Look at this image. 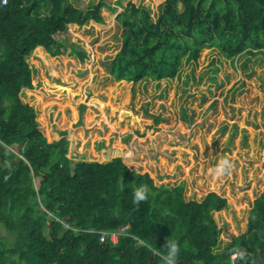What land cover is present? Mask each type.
Segmentation results:
<instances>
[{"label": "trees", "instance_id": "obj_1", "mask_svg": "<svg viewBox=\"0 0 264 264\" xmlns=\"http://www.w3.org/2000/svg\"><path fill=\"white\" fill-rule=\"evenodd\" d=\"M103 9L121 28V45L104 64L116 80L172 78L207 47L230 59L264 55V0H162L154 13L122 0L86 9L70 0L0 1V226L12 237L0 234V264H163L167 237L181 246L178 264H264V188L246 231L216 251L211 212L226 206L225 197L210 191L186 200L182 185H156L120 157L73 160L64 132L48 141L34 108L20 99L32 87V51L64 53L55 34L67 25L104 24ZM70 51L82 56L74 45ZM143 183L151 194L136 206L133 189ZM126 224L116 242L100 241V231Z\"/></svg>", "mask_w": 264, "mask_h": 264}, {"label": "rangeland", "instance_id": "obj_2", "mask_svg": "<svg viewBox=\"0 0 264 264\" xmlns=\"http://www.w3.org/2000/svg\"><path fill=\"white\" fill-rule=\"evenodd\" d=\"M70 1L86 9L99 0ZM128 1L152 13L162 2L122 0ZM102 14L104 24L67 25L55 34L64 53L32 51V87L23 88L20 99L34 108L48 141L64 132L73 160L120 157L156 185H182L186 200L210 191L225 197L226 206L211 212L221 251L246 231L252 202L264 188V55L230 59L207 47L195 62L183 60L172 78L116 80L104 64L121 45V28L115 13ZM225 158L231 171L214 175ZM0 234L12 238L1 226Z\"/></svg>", "mask_w": 264, "mask_h": 264}, {"label": "clouds", "instance_id": "obj_3", "mask_svg": "<svg viewBox=\"0 0 264 264\" xmlns=\"http://www.w3.org/2000/svg\"><path fill=\"white\" fill-rule=\"evenodd\" d=\"M232 162L225 158L220 160L214 170V175L224 176L227 175L232 169ZM151 194V188L147 183L140 184L133 189L132 203L139 206L141 202L147 201ZM154 253H158V249L151 248V245H147ZM165 250V254L161 256L163 264H178L181 256V246L177 239L166 238L164 245L161 247ZM243 256V253H240Z\"/></svg>", "mask_w": 264, "mask_h": 264}, {"label": "built area", "instance_id": "obj_4", "mask_svg": "<svg viewBox=\"0 0 264 264\" xmlns=\"http://www.w3.org/2000/svg\"><path fill=\"white\" fill-rule=\"evenodd\" d=\"M2 4L6 3V0H0ZM128 228V224L122 226L119 230L117 231H100V241H104L106 237H108L111 241L116 242L117 238L120 234H126V229ZM236 253L231 254V258H235Z\"/></svg>", "mask_w": 264, "mask_h": 264}]
</instances>
